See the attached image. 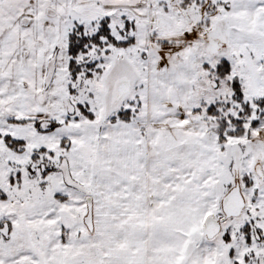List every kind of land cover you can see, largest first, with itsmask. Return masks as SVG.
I'll use <instances>...</instances> for the list:
<instances>
[{"label": "snow or ice", "instance_id": "obj_1", "mask_svg": "<svg viewBox=\"0 0 264 264\" xmlns=\"http://www.w3.org/2000/svg\"><path fill=\"white\" fill-rule=\"evenodd\" d=\"M0 264H264V0H0Z\"/></svg>", "mask_w": 264, "mask_h": 264}]
</instances>
